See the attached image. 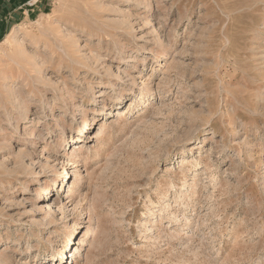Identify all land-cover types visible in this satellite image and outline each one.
Wrapping results in <instances>:
<instances>
[{"label":"rangeland","instance_id":"374dc122","mask_svg":"<svg viewBox=\"0 0 264 264\" xmlns=\"http://www.w3.org/2000/svg\"><path fill=\"white\" fill-rule=\"evenodd\" d=\"M0 264H264V0H0Z\"/></svg>","mask_w":264,"mask_h":264},{"label":"bare ground","instance_id":"6f19581e","mask_svg":"<svg viewBox=\"0 0 264 264\" xmlns=\"http://www.w3.org/2000/svg\"><path fill=\"white\" fill-rule=\"evenodd\" d=\"M146 48H138V49H135V50H132L130 53H133V52H140V51H144ZM144 53V52H143ZM138 54H141V53H138ZM132 58H134V55L132 56ZM24 123L23 124H25V123H28V118L27 117H25L24 119ZM84 126H83V129H81L80 130V133H79V137L81 138V136L82 135H84L83 134V132H84V130L86 129V128H88L89 129V127H90V122H89V120L88 121H86V122H84V124H83ZM80 141V140H79ZM69 150H71V148H69ZM75 176V178H77V174H71L69 177L70 178H72V177H74ZM28 189V188H27ZM106 203V202H105ZM104 203V204H105ZM78 227H79V225H78ZM84 243V241H81V242H79V245H81V244H83ZM70 248V245H68L66 248ZM66 248H64L59 254H61L60 255V257L62 258V257H64V256H66V257H68V253H67V251H66ZM71 250H72V248H71ZM80 252V250H76V253L78 254ZM58 255V254H57ZM54 256L53 258H56V257H58V256Z\"/></svg>","mask_w":264,"mask_h":264}]
</instances>
